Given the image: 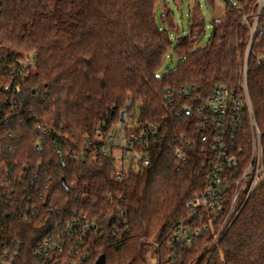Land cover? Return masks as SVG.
<instances>
[{"label": "trees", "instance_id": "16d2710c", "mask_svg": "<svg viewBox=\"0 0 264 264\" xmlns=\"http://www.w3.org/2000/svg\"><path fill=\"white\" fill-rule=\"evenodd\" d=\"M157 3L0 0L2 264H36L38 241L83 214L116 221L103 236L87 239L85 264L101 254L107 264H148L150 239L160 245L156 264H264V181L211 256L204 253L221 220L190 242L174 237V223H200L188 203L205 191L217 154L218 131L206 137L198 110L183 111L199 102L197 95L207 99L216 87L237 86L249 35L243 18L252 19L256 0L227 2L223 17L213 19L208 44L196 48L193 34L203 33L204 22L191 23L175 43L158 21ZM161 21L175 28L167 6ZM171 50L180 59L160 74ZM26 55L35 62L25 63ZM183 88L188 97L179 93ZM249 89L264 145V34L253 45ZM122 111L129 117L126 136L144 133L134 142L149 163L119 179L113 151L96 150L100 139L116 133ZM233 136L225 140L233 152L241 149L243 168L251 152L247 123Z\"/></svg>", "mask_w": 264, "mask_h": 264}, {"label": "built area", "instance_id": "2783aa9c", "mask_svg": "<svg viewBox=\"0 0 264 264\" xmlns=\"http://www.w3.org/2000/svg\"><path fill=\"white\" fill-rule=\"evenodd\" d=\"M251 17L252 19L245 15L243 18V21L249 26L250 36L246 51L240 58L241 66L237 86L235 88L216 87L207 99H202L197 95L199 102L194 100L183 111L186 115H192L195 110H198L201 116L200 127L206 137L209 136V130L211 132L218 131V134L215 135L217 154L216 166L207 173L205 191L188 203V206L195 212L194 219H198L200 223L194 225V222H183L182 220L174 223V237L176 240L190 242L203 230H208L210 226H213L216 220H221L219 228L208 245L209 250H207L211 251V254L223 239L225 230L227 231L232 225L247 200L264 181L263 138L249 89L250 56L255 40L264 34V0H256L255 11ZM33 62L35 61L32 60L31 63ZM170 92L168 90V99H171ZM179 93L185 94L187 97L191 94L184 88ZM128 118V113L122 111L116 125V133L100 139L101 143L96 150L102 155H108L113 151L122 169L118 173L119 179L123 178V174L126 175L125 178H128L131 169L149 163L141 146L135 145L134 142V140L136 142L142 140L144 133H140L138 136L132 134L129 138L126 136L125 126ZM246 123L250 132L251 152L247 164L243 168H239L241 149L237 153L233 152L232 145L225 140V137L230 136L234 139V132L244 128ZM117 137L121 139L119 144L116 142ZM233 144L235 145V142ZM115 149H119L122 153L121 159L114 153ZM126 153L131 154L128 160L125 158ZM77 158L80 157L77 156ZM177 158L180 163L186 161V156L182 151L177 152ZM177 168L179 169L180 166ZM120 215V221L127 222L125 214L121 212ZM115 224L113 215L89 216L88 214L60 222L35 246L33 253L36 264H85L91 254L87 239L93 235L103 236L108 225L112 227ZM9 255L10 253L6 252V257ZM3 258V256L0 258V264L5 262Z\"/></svg>", "mask_w": 264, "mask_h": 264}, {"label": "rangeland", "instance_id": "374dc122", "mask_svg": "<svg viewBox=\"0 0 264 264\" xmlns=\"http://www.w3.org/2000/svg\"><path fill=\"white\" fill-rule=\"evenodd\" d=\"M236 1L237 0H215V2L212 3L211 0H158L157 6H156V15L158 17V21L160 22V24L169 29L171 33V37L175 43H176L177 37L184 36L189 32L191 23L200 22V21L204 22L203 33L199 35V31L197 29L195 33L193 34L194 39H195L193 47L195 48L203 47L208 44L210 37L212 35L213 19L222 18L225 13L226 3L227 2L235 3ZM164 6L169 7L173 11V23H174L175 28H171L169 24L162 23L161 14L163 12ZM249 36H250V32L248 35V41H249ZM247 45H246V48H247ZM29 54H32V53H28V55ZM28 55H26L24 58V62L27 64L31 63V61L33 60ZM179 59H180L179 56L177 54H174L173 51L171 50V52L165 59V64L163 68L160 70V74H163L167 72L168 70L173 69L177 65ZM116 142L117 144H119L121 142V139L117 137ZM114 153L119 157V159H121L122 153L120 152L119 149H115ZM130 155H131L130 153H126L125 158L128 160ZM224 234L225 233H223V237H224ZM150 242L151 244H149L148 247L146 248L145 254L148 259V264H156L157 255H158V252L160 251V245H158L156 241L151 240V239H150ZM207 249H208V246L205 250L204 255L206 254L208 256H211L212 255L211 251H208L209 249L208 250Z\"/></svg>", "mask_w": 264, "mask_h": 264}, {"label": "water", "instance_id": "95a60500", "mask_svg": "<svg viewBox=\"0 0 264 264\" xmlns=\"http://www.w3.org/2000/svg\"><path fill=\"white\" fill-rule=\"evenodd\" d=\"M62 184H63L68 190L70 189V187H69V185L67 184L65 178H62ZM95 264H107V261H106V255H105V254H101V255L97 258Z\"/></svg>", "mask_w": 264, "mask_h": 264}]
</instances>
